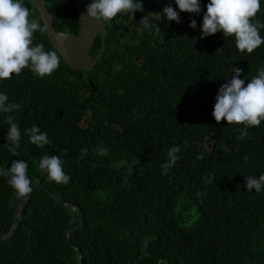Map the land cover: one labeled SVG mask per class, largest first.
Instances as JSON below:
<instances>
[{"label": "trees", "instance_id": "trees-1", "mask_svg": "<svg viewBox=\"0 0 264 264\" xmlns=\"http://www.w3.org/2000/svg\"><path fill=\"white\" fill-rule=\"evenodd\" d=\"M47 1L55 29L77 36L72 1ZM207 2L201 0L200 16L180 13L178 24L154 16L166 0H142L133 16L118 14L107 28L102 61L87 75L58 55L49 76L23 69L0 81L9 102L20 105L10 114L21 131L13 156L4 146L7 114H0V168L25 160L29 177L76 205L84 221L72 224L71 247L66 230L73 209L31 187L19 228L0 239V264H76L81 254V264H264V191L245 188L250 171L264 173V121L239 139V125L212 117L231 67L242 70L246 84L264 67V44L249 54L219 32L201 38ZM261 9L264 24V2ZM149 13L159 31L139 23ZM37 43L54 50L45 32H34ZM34 124L48 144L28 141L24 131ZM172 146H179L180 159L164 174ZM81 149H87L82 158ZM45 154L62 160L67 185L47 179L39 167ZM6 181L0 175L1 237L10 233L21 201Z\"/></svg>", "mask_w": 264, "mask_h": 264}, {"label": "clouds", "instance_id": "clouds-1", "mask_svg": "<svg viewBox=\"0 0 264 264\" xmlns=\"http://www.w3.org/2000/svg\"><path fill=\"white\" fill-rule=\"evenodd\" d=\"M262 2L264 0H208L204 5L205 11L199 25L201 38L219 32L222 36L231 37L238 51L252 53L264 44V37L259 34L264 24L257 17V13L262 11ZM173 4L176 10L173 9ZM141 7L142 0H88L84 14L91 19L104 22L105 30H107L113 18L118 14L133 16V13L139 11ZM29 9L33 14L36 12L25 0H0V81L10 79L12 74L19 75L23 69H28L36 76L43 78L51 75L59 67L60 58L56 51H45L43 44H33L34 32L43 33L45 26L37 12V16L34 15L38 21L29 18ZM180 13L200 16L201 0H166L162 13L154 16L160 19L162 15L166 21L178 24ZM150 16L153 14L143 16L139 23L145 30L154 28L159 31L156 24L151 22ZM53 21L55 29L54 17ZM188 26L195 30L196 20L191 19ZM65 30L61 33L55 29L61 34H65ZM230 72L231 77H227L226 82L217 91L212 117L217 124L223 119L227 125H239L238 138L243 139L249 127L258 126L264 121V67L258 68L257 74L247 79L246 84L245 80L240 78L242 70L239 67L232 66ZM19 107V104L9 102L7 94L0 91V114H7L5 119L8 123L7 143L4 146L13 156L17 154L20 147L21 131L14 122V116L10 113ZM24 134L28 137V141L36 147L49 143L47 134L35 124L25 129ZM101 152L107 154L104 149H101ZM179 152V146H172L168 149L166 162L161 166L164 174H167V170L180 159L177 155ZM86 154L87 149H81V158ZM39 167L46 172L48 180L58 185H67L70 181V176L63 170L62 160L57 155H42L39 159ZM27 168L28 163L25 160H13L10 167L0 168V175L7 178V184L21 197L32 191L31 183L38 184L29 177ZM249 173L253 175L245 177L246 191L254 190L257 194L264 191L263 171L255 170ZM17 211L20 217L23 211L21 209ZM157 264H163V261L157 260Z\"/></svg>", "mask_w": 264, "mask_h": 264}, {"label": "water", "instance_id": "water-1", "mask_svg": "<svg viewBox=\"0 0 264 264\" xmlns=\"http://www.w3.org/2000/svg\"><path fill=\"white\" fill-rule=\"evenodd\" d=\"M28 2L34 10H36L39 18H41L43 26H45V34L49 44L53 47L54 51L61 57L65 65L71 69L82 72L84 75L95 70L97 64L102 61V57L105 52V40L108 34V30H105L104 22L97 21L87 17L85 12V7L87 0H71L74 8L77 12L78 19L80 21V31L77 36L69 35V31L65 30V34L57 33L54 29L53 17L48 9L47 0H25ZM100 39V51L96 58L92 57V51L96 45V40ZM31 186L37 189H41L49 193L52 198L61 205L71 207L73 209L72 220L73 222L78 214V207L72 203L66 202L61 198V196H56L51 191L36 183H31ZM20 202L17 205L18 210H25L28 203L27 195L24 197L20 196ZM19 212L15 213L13 226L8 235L1 237L3 241L8 240L12 237L13 233L20 226V219L18 216ZM83 219L77 217V223L79 226L83 224ZM71 224L66 230V238L71 247H74L71 239ZM78 252L80 250L75 248ZM82 258L78 259L76 264H81Z\"/></svg>", "mask_w": 264, "mask_h": 264}, {"label": "rangeland", "instance_id": "rangeland-1", "mask_svg": "<svg viewBox=\"0 0 264 264\" xmlns=\"http://www.w3.org/2000/svg\"><path fill=\"white\" fill-rule=\"evenodd\" d=\"M87 2H88V0H87ZM29 13H30V17H29L30 19H36L38 21V18L35 17V15L33 14L31 9H29Z\"/></svg>", "mask_w": 264, "mask_h": 264}, {"label": "bare ground", "instance_id": "bare-ground-1", "mask_svg": "<svg viewBox=\"0 0 264 264\" xmlns=\"http://www.w3.org/2000/svg\"><path fill=\"white\" fill-rule=\"evenodd\" d=\"M31 187H32V186H31ZM33 188H34V187H33ZM73 223H74V221H73V222H70L69 225L71 224V227H72V224H73ZM78 227H81V226H79V224H78ZM79 253H81V252H79ZM81 255H82V254H81ZM81 255H80V256H81ZM79 258H80V257H79ZM81 258H82V256H81Z\"/></svg>", "mask_w": 264, "mask_h": 264}]
</instances>
